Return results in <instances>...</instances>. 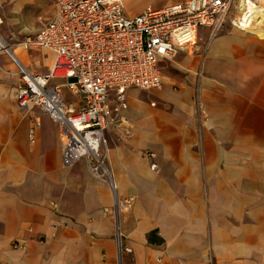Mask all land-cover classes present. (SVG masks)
Masks as SVG:
<instances>
[{
  "label": "crops",
  "instance_id": "obj_1",
  "mask_svg": "<svg viewBox=\"0 0 264 264\" xmlns=\"http://www.w3.org/2000/svg\"><path fill=\"white\" fill-rule=\"evenodd\" d=\"M52 12V0H0V30L37 31ZM225 23L234 29L208 43L202 76L162 72L161 59L159 88L127 90L106 132L118 196L134 197L116 219L107 184L84 159L62 165L56 125L18 108L19 78L0 64V264H264V19ZM29 51L14 49L28 69ZM38 51L47 72L52 53Z\"/></svg>",
  "mask_w": 264,
  "mask_h": 264
},
{
  "label": "built area",
  "instance_id": "obj_2",
  "mask_svg": "<svg viewBox=\"0 0 264 264\" xmlns=\"http://www.w3.org/2000/svg\"><path fill=\"white\" fill-rule=\"evenodd\" d=\"M250 1L264 8V0ZM245 3L180 0L159 8L149 5L131 14L123 0H52L51 17L34 34L18 42L13 35H0V49L18 68V108L51 119L58 131L62 165L71 167L85 160L91 174L104 181L113 195V205L104 210L114 219L119 212L130 210L134 201L133 196H118L107 155V128L127 108V90L159 88L160 60L192 47L201 28L211 37L228 18L239 29L248 26L250 16L244 20L236 16L239 11L241 15L247 12ZM17 47L51 52L48 71L32 72L23 66L14 54ZM40 124L38 115L33 116L28 130L31 142ZM144 155L151 159L150 170L159 173L156 154L146 150ZM116 235L121 236L118 229ZM118 250L131 252L120 242Z\"/></svg>",
  "mask_w": 264,
  "mask_h": 264
},
{
  "label": "rangeland",
  "instance_id": "obj_3",
  "mask_svg": "<svg viewBox=\"0 0 264 264\" xmlns=\"http://www.w3.org/2000/svg\"><path fill=\"white\" fill-rule=\"evenodd\" d=\"M180 0H132L133 2V8L130 9L127 0H123V3L125 5L126 8V12L127 13H138L140 12L142 9H144L146 6H152L155 8H159L161 7L163 4H167V3H173V2H177ZM260 1V0H259ZM261 2V1H260ZM261 5H264V3H262ZM259 9H263V7H259ZM238 15V13H237ZM236 15V16H237ZM234 28H232V26H230L228 23H225L222 28L217 31L213 36L209 37L208 35V30H205L203 28H201L198 31L197 34V38L196 41L194 43V45L191 47L190 51L188 52L189 55L186 54L185 51H180L177 52L173 57L169 58L168 60H166V64L163 65V70L170 72V73H174V72H178L180 77H185L186 74L191 73V69L190 66L193 65L195 70H199L200 75H203L202 69H201V60L203 58V56L205 55V52L207 51V46L208 43L210 41H212V39L227 33L228 31L232 30ZM36 31V30H35ZM35 31L32 30H26V31H19V30H13V29H9L7 27H3L0 30V35L3 36L4 38H6L9 35H13L16 38V41H21L22 39H24L26 36L28 35H32L35 33ZM20 48V47H18ZM29 54L31 55L29 57V64L28 67L32 72H44L47 70V65H45L46 63L44 62V60L40 61L39 63L35 62L38 59L43 58V51H38V50H30ZM51 61V60H50ZM190 62V64H189ZM0 64L2 65L3 70L7 71L5 73H7L8 75H15L16 72H12L10 73V71H15V68L12 64V62L9 60V58L3 54L2 52H0ZM183 64L184 67L186 69H182L180 66ZM180 65V66H179ZM18 76V74H17ZM14 76V77H17ZM19 78V76L17 77V79ZM70 99L75 100L74 97H71ZM110 146V143H109Z\"/></svg>",
  "mask_w": 264,
  "mask_h": 264
},
{
  "label": "bare ground",
  "instance_id": "obj_4",
  "mask_svg": "<svg viewBox=\"0 0 264 264\" xmlns=\"http://www.w3.org/2000/svg\"><path fill=\"white\" fill-rule=\"evenodd\" d=\"M245 4H246L245 8H246L247 12L245 11L246 13H243L241 15V11H239L238 15H237L239 17V19L241 17L244 20L245 16L248 15L251 17V23L248 26H250L252 23L253 24H257V23L261 24L260 21H262V19H264L263 9H259V7L255 6L250 0H246ZM258 17H260V20L256 23L255 21L258 19ZM248 26H245V27H248ZM0 43H2L1 40H0Z\"/></svg>",
  "mask_w": 264,
  "mask_h": 264
},
{
  "label": "trees",
  "instance_id": "obj_5",
  "mask_svg": "<svg viewBox=\"0 0 264 264\" xmlns=\"http://www.w3.org/2000/svg\"><path fill=\"white\" fill-rule=\"evenodd\" d=\"M148 241H150V242L155 241V239L153 238V232H150V234L148 235Z\"/></svg>",
  "mask_w": 264,
  "mask_h": 264
}]
</instances>
